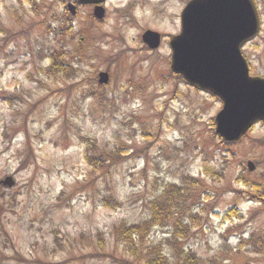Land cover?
<instances>
[{
  "label": "rangeland",
  "instance_id": "obj_1",
  "mask_svg": "<svg viewBox=\"0 0 264 264\" xmlns=\"http://www.w3.org/2000/svg\"><path fill=\"white\" fill-rule=\"evenodd\" d=\"M36 1L0 0V180H16L12 188L0 182V264H141L117 243L116 225L149 219L150 200L190 175L208 185L196 206L205 216L181 246L198 264H264L253 246L239 249L243 237L264 231V203H236L242 177L264 188V124L231 147L235 157L223 151L212 130L221 101L170 68L166 35L180 31L179 4L154 0L135 11L132 0H108L100 22L91 6L79 7L65 25L75 38L68 44L95 35L93 59L54 77L42 70L62 42L53 16L65 18L72 0ZM146 29L164 33L159 49L143 42ZM256 42L246 53L264 67ZM100 71L110 73L107 85ZM83 137L109 160L90 165ZM248 160L256 172L244 171ZM234 205L244 217L226 218ZM171 229L157 226L151 237L176 264Z\"/></svg>",
  "mask_w": 264,
  "mask_h": 264
},
{
  "label": "water",
  "instance_id": "obj_2",
  "mask_svg": "<svg viewBox=\"0 0 264 264\" xmlns=\"http://www.w3.org/2000/svg\"><path fill=\"white\" fill-rule=\"evenodd\" d=\"M96 4L94 13L103 18L105 0H77ZM71 12L76 5L68 4ZM183 29L173 36L171 69L223 101L215 118L216 131L227 141H238L258 120L264 119V80L251 77L240 46L258 31L259 21L252 0H193L183 13ZM161 34L147 30L143 40L151 48L160 44ZM101 83L109 81L108 72L100 73ZM250 168L253 169L252 163ZM14 185L8 176L2 181Z\"/></svg>",
  "mask_w": 264,
  "mask_h": 264
},
{
  "label": "trees",
  "instance_id": "obj_3",
  "mask_svg": "<svg viewBox=\"0 0 264 264\" xmlns=\"http://www.w3.org/2000/svg\"><path fill=\"white\" fill-rule=\"evenodd\" d=\"M37 1L34 0V5ZM65 18L57 19L55 15L53 19L57 21L59 26L55 27V34L59 38H62L60 48L58 51L50 50L48 58L50 59V65L42 70L45 74H51L55 76L64 75L69 76L71 70H75L73 64L76 62H87L90 58L93 59V55L90 54L91 50L96 45L97 38L95 35H82L76 42L75 46H69L68 43L75 40L72 31V26L65 27V25L71 21V14L66 10L63 11ZM50 21L47 26L50 27ZM53 24V23H52ZM63 25V26H61ZM54 29V28H53ZM54 32V30H53ZM11 36V35H10ZM180 78V76H178ZM214 126V121H212ZM213 130L216 138L218 135ZM85 142H88V149L86 151V160L90 165L95 166L96 162L104 160L102 155H95V148H91L92 141L86 137L82 138ZM220 139V138H219ZM221 145L224 148L225 153H231L235 157L236 154L232 153V143H228L224 140H220ZM212 169V168H211ZM208 168L206 173L212 174L214 171ZM184 180L186 184L170 183L160 190L157 196H154L150 200L151 217L147 220H141L138 222L128 223L122 221L116 225V241L119 245H122L127 253L135 257L141 262V264H174L167 254L166 248L162 242H152V232L157 226L166 227L172 224L169 238L170 244L174 247V253L176 257V264H198L199 259L192 249L186 250L181 246L182 241H187L195 233V227L201 225L204 212H202L196 206L200 203L199 199L202 193H206L205 189H208V185L202 184L200 179L194 176H185ZM241 182L244 184V188L237 189L238 200L236 201H251L264 203V188L262 185L255 184L248 179L242 177ZM190 186L195 187V190H190ZM110 202H112V194L108 195ZM197 198V199H196ZM114 202V201H113ZM117 205L116 202H114ZM226 218L236 219L244 217L237 205L231 206L225 213ZM101 235V234H99ZM247 237V239H245ZM243 237L239 244V249L242 246H253L254 251L258 254H264V231L259 233H251L250 235ZM245 239V241H244ZM106 245V244H105ZM103 245V246H105ZM128 264H131L130 262ZM212 264H224L221 260L215 258L212 260Z\"/></svg>",
  "mask_w": 264,
  "mask_h": 264
},
{
  "label": "flooded vegetation",
  "instance_id": "obj_4",
  "mask_svg": "<svg viewBox=\"0 0 264 264\" xmlns=\"http://www.w3.org/2000/svg\"><path fill=\"white\" fill-rule=\"evenodd\" d=\"M152 1L154 0H132L130 1L129 6L136 4L137 7L135 11L143 10L144 9L143 6L145 5V3L152 2ZM167 1H171V4H173L174 2L179 4L180 7L177 12V20L179 21V27L181 28V12L183 10V7L190 0H167ZM254 1H255L256 8H257V11L260 17V31L258 32L257 36L254 39L250 40L249 42H247L246 44L242 46V53L244 57L248 60L251 74L264 77V74H261V71L264 70L263 64L261 62V57L258 58L259 61L257 62V68H256L255 65L252 63V60L248 57L246 53V49H248L249 46H253L254 41L257 40V42L255 43V49L256 51H259V54L261 53L260 55L264 54V0H254ZM108 4L109 3L107 2L106 5L108 6ZM127 6H128V3L125 5L124 8H126Z\"/></svg>",
  "mask_w": 264,
  "mask_h": 264
}]
</instances>
